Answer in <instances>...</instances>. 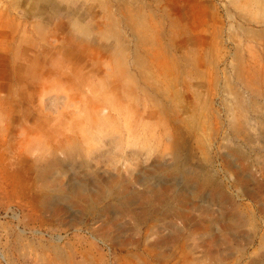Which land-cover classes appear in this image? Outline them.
I'll list each match as a JSON object with an SVG mask.
<instances>
[{
    "label": "rangeland",
    "instance_id": "1",
    "mask_svg": "<svg viewBox=\"0 0 264 264\" xmlns=\"http://www.w3.org/2000/svg\"><path fill=\"white\" fill-rule=\"evenodd\" d=\"M0 264H264V0H0Z\"/></svg>",
    "mask_w": 264,
    "mask_h": 264
}]
</instances>
